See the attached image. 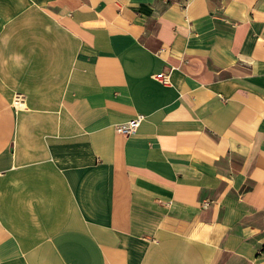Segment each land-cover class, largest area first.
<instances>
[{"label": "crops", "instance_id": "0c3cea01", "mask_svg": "<svg viewBox=\"0 0 264 264\" xmlns=\"http://www.w3.org/2000/svg\"><path fill=\"white\" fill-rule=\"evenodd\" d=\"M0 264H264V0H0Z\"/></svg>", "mask_w": 264, "mask_h": 264}, {"label": "built area", "instance_id": "2783aa9c", "mask_svg": "<svg viewBox=\"0 0 264 264\" xmlns=\"http://www.w3.org/2000/svg\"><path fill=\"white\" fill-rule=\"evenodd\" d=\"M156 79L160 80L162 84L166 85L168 83L167 81V76H165L164 74H159L157 76H155ZM23 101V96L22 95H15L14 99H13V105L17 106L19 105V103H22ZM144 116L143 115H136L134 118H132L131 120L116 125L114 127L115 132L124 136H130L132 134H134L137 129L139 128V126L141 125V123L144 120Z\"/></svg>", "mask_w": 264, "mask_h": 264}]
</instances>
